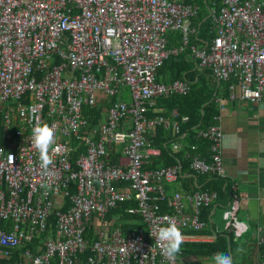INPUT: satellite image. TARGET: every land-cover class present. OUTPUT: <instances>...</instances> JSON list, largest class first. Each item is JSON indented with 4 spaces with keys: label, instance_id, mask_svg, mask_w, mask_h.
<instances>
[{
    "label": "built area",
    "instance_id": "built-area-1",
    "mask_svg": "<svg viewBox=\"0 0 264 264\" xmlns=\"http://www.w3.org/2000/svg\"><path fill=\"white\" fill-rule=\"evenodd\" d=\"M220 3L210 10L213 38L203 47L191 46V57L215 85L237 82L238 94L235 84L228 86L231 101H263V4ZM197 13V5L175 0H0V260L19 250L16 264H52L54 258L57 264H80L89 250L86 264H177L163 255L151 233L169 221L182 231L205 229L200 213L216 195L174 193L166 198L163 185L178 180L179 167L145 169L159 156L148 147V135L157 126L179 131L175 110L170 118H149L148 108L155 98L190 91L186 81L155 83L154 73L199 33V24H193ZM170 31L181 33V47H166ZM125 87L131 103L109 100L104 120L90 126L83 108H95L96 93L110 99ZM37 120L56 129L58 151L47 172L31 145ZM197 136L212 144L211 163L194 157L190 169L223 176L221 128L212 125ZM68 138L84 142L86 151L76 162L77 149ZM113 147L122 148L124 168L105 161ZM190 151L194 155L197 148ZM130 201L136 207L127 213L138 215L144 226L127 233L118 227L96 229L89 243L85 233L94 218L102 220L110 209ZM162 201L173 214L160 213ZM238 209L235 201L223 213L235 239L248 231L235 215ZM257 232L264 257V233Z\"/></svg>",
    "mask_w": 264,
    "mask_h": 264
},
{
    "label": "crops",
    "instance_id": "crops-1",
    "mask_svg": "<svg viewBox=\"0 0 264 264\" xmlns=\"http://www.w3.org/2000/svg\"><path fill=\"white\" fill-rule=\"evenodd\" d=\"M175 1L181 2L182 0ZM255 1L262 3L264 8V0ZM214 7L217 9L220 8L219 6ZM171 32L172 31L168 32L167 35ZM175 46H172L168 49L175 48ZM204 79L208 85L210 83V87L215 86V84L212 83L207 76ZM231 83L236 85L235 92L238 94L237 82L232 80ZM225 85H223L221 90L218 91V95L214 96V103L217 104L216 108H218L220 114L213 117L214 124H212L220 127L223 133V141L222 144H220V159L223 176L213 174H197L190 169V162L194 157L198 158L201 162L204 161L207 164L211 163L212 154L210 152V148L212 144L209 143L208 147H200L196 154L191 155L188 160L189 162L183 161V157L180 156V159L185 166L182 170L181 166L178 165L181 176L174 183L164 184L163 191L166 195V198H170V196L174 193H179L183 195V197L186 194H191L194 192L206 194L213 193L216 195V201L213 204L215 207L208 216L209 222H207L205 229L201 231H183L185 241H193V243H211V241H213L215 238V233H217L215 231V227H217V225L215 224L213 217L217 214L218 209L221 210L222 220L224 221L223 213L227 211L229 207H232L235 201L238 202L239 209L236 211L235 215L239 222L245 224L248 227V231L239 238V247L232 254L233 260L235 263H242V261H244L246 264H260L264 262L262 261L264 260V257L260 255L257 248L255 249L254 246H257V239L259 236L257 231L259 230L260 232L264 233V100L257 103L231 101L229 88L227 91L226 87H224ZM115 97H113L116 100L114 102H112L113 98L109 99L107 96L103 97L101 105H98L99 103L96 100L95 107H101L99 108L101 110V120H99V123L105 118L109 100L110 103H115L118 101L126 102L128 105L131 103V96L129 90L126 87L121 89L120 94ZM217 116H220L221 120L219 119L215 121V117ZM171 134L173 133L171 132ZM149 137H152V134ZM65 141L68 142L72 147L76 148L77 152L83 154L85 153L86 149L84 142H77L72 138L65 139ZM188 147L189 143L186 141V138L182 136L177 139V141L172 142L170 146H168V149L171 150L172 154L178 155L181 153L183 154V152L187 150ZM105 161L110 166L124 168L125 158L122 154V148H111L107 158H105ZM226 184L232 185L233 194L229 188H227V194L223 192L219 199H217V193L214 189H221L222 185V189H224ZM228 195H231L232 198L228 197ZM250 201H257L258 203L257 216L254 219L251 218V212L248 208ZM183 204L186 207V211L189 213L191 208L184 199ZM162 205L167 211L161 212L160 208ZM159 211L161 214L168 215L174 213L173 210L167 206L165 201L159 203ZM224 223L225 227L224 225L221 227V233L224 231L229 232L226 228L225 221ZM112 224L113 223L107 225ZM141 224V227H143L144 224L142 221ZM211 225H213L212 228ZM108 227L109 226L106 227V224H103L102 222L101 226L97 229L105 228L110 230L111 228ZM211 231H213V233H211ZM176 259L177 264H213L212 260L198 258L186 254L177 255Z\"/></svg>",
    "mask_w": 264,
    "mask_h": 264
},
{
    "label": "trees",
    "instance_id": "trees-1",
    "mask_svg": "<svg viewBox=\"0 0 264 264\" xmlns=\"http://www.w3.org/2000/svg\"><path fill=\"white\" fill-rule=\"evenodd\" d=\"M181 2H195L198 5L199 9L197 17L193 19V24H199V33L195 36H191L189 46L186 47L185 51L181 55L176 57L170 56L163 61L161 66L155 70L154 82L167 84L176 80L186 81L190 86V91L186 95H172L155 98L153 107L148 108L146 116L149 118H170L172 111L175 110L178 113L176 121L179 122V131L175 132L171 128L163 129L161 126H157L155 131L151 133L152 137H149L151 134L148 135V147L158 150L159 156L150 160L148 167H145V169H157L159 167L180 165L183 170V167L185 166L180 158L183 157V161L189 162L188 160L191 156L190 147L195 146L197 150L200 149V147H208L209 142L204 141V139H200L197 136V133L214 124L213 117L220 114V111L216 108L217 104L214 103V96L218 95L219 89H221V87L225 84L226 85L224 87H226L228 91L229 83H231L230 81L223 83L221 86L215 85L210 87V83L208 85L204 79L206 76L208 77L207 73L201 72L197 69L196 62L191 57L189 51L191 46L203 47L204 42H208L213 38L214 34L210 33V10L214 6L220 7V1L182 0ZM166 38L167 48H171L175 45V47L182 46V35L179 31H172L166 36ZM115 98L112 99V102L116 101ZM83 115L87 118L90 126H95L99 123V120H101V110L97 107H84ZM181 117H187L188 121L186 123L181 122ZM171 132L173 134H171ZM182 136L186 138V141L189 143V147L183 152V154L174 155L171 150L168 149V146ZM3 142L4 130L3 127L0 126V144H3ZM82 154L83 153L76 152L73 155V161L76 162ZM74 168L76 169L75 165ZM222 187L223 185L221 186V189H214L217 193V199H219L223 192L227 194V188H229L232 192V185L226 184L224 189H222ZM228 197L232 198L231 195H228ZM135 207L136 203L134 201L125 202L110 209L102 220L94 218L85 233L89 243H92L95 239V230L101 226L102 222L103 224H106V227L109 226L108 228L111 229L118 227L122 232H127L141 227V218L136 214L131 215L127 213L128 209ZM214 207L215 205H211L208 208H203L200 213V220L207 224V222H209L208 216ZM160 210L161 212L167 211L163 205ZM110 223L113 224L107 225ZM212 227L213 225H211V228ZM42 236L43 235L38 236L34 241L42 238ZM238 240L239 238H233V234L231 232H217L215 233V238L211 241V243H193V241H185L182 245V252L179 255L186 254L209 260H212L213 255L218 252L232 255L239 247ZM254 247L258 250L256 245ZM19 253V250L15 251L11 259L0 260V264H16L15 262L20 261ZM90 255L91 252L89 250L82 254L80 256V264H86L88 256ZM233 262L234 264H246L244 261H242V263H235L233 260ZM52 264H57L56 258H54Z\"/></svg>",
    "mask_w": 264,
    "mask_h": 264
},
{
    "label": "clouds",
    "instance_id": "clouds-1",
    "mask_svg": "<svg viewBox=\"0 0 264 264\" xmlns=\"http://www.w3.org/2000/svg\"><path fill=\"white\" fill-rule=\"evenodd\" d=\"M55 144V127L37 120L31 130V145L39 154L40 168L46 172L54 165V154L58 151ZM151 234L160 243L161 251L167 259L174 260L182 252L185 237L175 221H169L167 226H161ZM212 261L213 264H234L232 255L228 253H215Z\"/></svg>",
    "mask_w": 264,
    "mask_h": 264
},
{
    "label": "rangeland",
    "instance_id": "rangeland-1",
    "mask_svg": "<svg viewBox=\"0 0 264 264\" xmlns=\"http://www.w3.org/2000/svg\"><path fill=\"white\" fill-rule=\"evenodd\" d=\"M193 4H196V3L193 2ZM219 90H221V89H219ZM103 97H105V95L102 92L96 93L97 102L99 103L98 105H101V103H102L101 101L103 100ZM99 108H101V107H99ZM104 112H105V108H104ZM213 218L215 220V224L217 225V227H215V231L220 232L221 227H223V225L225 227V223L222 220V212L220 209H218L217 214ZM211 233H213V231H211Z\"/></svg>",
    "mask_w": 264,
    "mask_h": 264
},
{
    "label": "water",
    "instance_id": "water-1",
    "mask_svg": "<svg viewBox=\"0 0 264 264\" xmlns=\"http://www.w3.org/2000/svg\"><path fill=\"white\" fill-rule=\"evenodd\" d=\"M257 201H250L248 204L249 211L251 212V218L254 219L257 216Z\"/></svg>",
    "mask_w": 264,
    "mask_h": 264
}]
</instances>
